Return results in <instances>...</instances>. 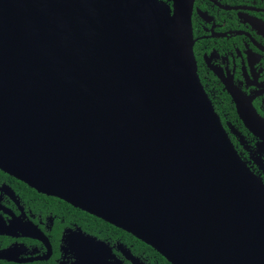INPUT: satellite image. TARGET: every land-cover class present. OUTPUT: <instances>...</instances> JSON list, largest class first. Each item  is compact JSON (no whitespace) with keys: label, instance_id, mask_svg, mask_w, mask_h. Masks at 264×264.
<instances>
[{"label":"water","instance_id":"95a60500","mask_svg":"<svg viewBox=\"0 0 264 264\" xmlns=\"http://www.w3.org/2000/svg\"><path fill=\"white\" fill-rule=\"evenodd\" d=\"M192 3L0 0V167L171 264H264V183L199 82Z\"/></svg>","mask_w":264,"mask_h":264},{"label":"flooded vegetation","instance_id":"af4514ba","mask_svg":"<svg viewBox=\"0 0 264 264\" xmlns=\"http://www.w3.org/2000/svg\"><path fill=\"white\" fill-rule=\"evenodd\" d=\"M154 1L171 11L172 0ZM191 26L199 82L236 152L264 183V138L233 98L251 103L249 123H264V0H193ZM137 239L0 167V264H150Z\"/></svg>","mask_w":264,"mask_h":264},{"label":"trees","instance_id":"16d2710c","mask_svg":"<svg viewBox=\"0 0 264 264\" xmlns=\"http://www.w3.org/2000/svg\"><path fill=\"white\" fill-rule=\"evenodd\" d=\"M137 241H138V246H137L138 251L140 253L145 254V256L147 257V262H150V264H171L151 246H149L148 244L144 243L139 239H137Z\"/></svg>","mask_w":264,"mask_h":264}]
</instances>
